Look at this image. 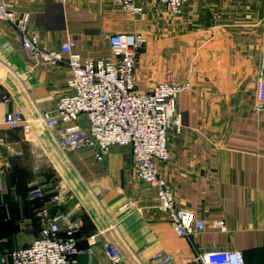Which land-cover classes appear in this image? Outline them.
Wrapping results in <instances>:
<instances>
[{"label": "crops", "instance_id": "crops-1", "mask_svg": "<svg viewBox=\"0 0 264 264\" xmlns=\"http://www.w3.org/2000/svg\"><path fill=\"white\" fill-rule=\"evenodd\" d=\"M5 1L30 14L29 33L43 49L59 50L73 39L75 51L89 59L111 57V34L198 33V61L191 66L190 56L186 60L185 80L193 88L177 100L183 130L170 137L161 174L177 206L205 229L177 235L155 188L137 179L130 148L112 147L103 162L87 150L62 154L40 117L70 93L68 64L33 66L19 31L0 21V47L10 44L0 53V264H12L10 253L32 244L57 212L80 227L79 248H92L78 264H113L108 245L119 250V264H153L157 253L172 256L170 264H203L200 255L219 250L241 251L246 264H264V107L258 98L264 0H193L176 19L155 4L131 17L110 0ZM164 53H140V91L167 78L169 63L154 61ZM19 109L26 123L14 129L6 117Z\"/></svg>", "mask_w": 264, "mask_h": 264}, {"label": "built area", "instance_id": "built-area-1", "mask_svg": "<svg viewBox=\"0 0 264 264\" xmlns=\"http://www.w3.org/2000/svg\"><path fill=\"white\" fill-rule=\"evenodd\" d=\"M120 3L131 17L145 11L147 4L163 5L174 17L183 13L193 0H110ZM0 21L12 24L21 35V46L33 66H58L67 62L71 71L67 86L70 91L60 98L56 108L41 114L47 129L55 134L57 145L66 153L92 151L96 161L103 162L112 147H130L137 179L155 188L160 208L166 212L180 237L203 232L205 223L194 213L177 206L172 186L161 174V166L170 160L169 141L183 130V117L177 110L179 96L191 90L189 80L174 75L156 85L150 92H141L136 84L137 56L147 44L141 33H118L108 37L111 57L89 59L75 51L76 41L69 39L59 50L47 51L36 36L29 33L31 17L17 12L5 0H0ZM10 47L5 43L0 53ZM67 56V58H65ZM259 72L264 76V49ZM264 107V81L258 93ZM9 102L7 98L3 99ZM87 125L82 123V117ZM6 122L11 128L26 123L22 110L9 113ZM42 196L40 190L34 192ZM217 227L226 231L223 223ZM80 227L65 213L48 216L46 225L29 246L10 253L12 264H78V256L91 252L79 248ZM97 241L98 237H93ZM107 251L113 264L122 256L114 245ZM203 264H246L241 251L219 250L200 255ZM153 264L173 263V257L157 253Z\"/></svg>", "mask_w": 264, "mask_h": 264}, {"label": "rangeland", "instance_id": "rangeland-1", "mask_svg": "<svg viewBox=\"0 0 264 264\" xmlns=\"http://www.w3.org/2000/svg\"><path fill=\"white\" fill-rule=\"evenodd\" d=\"M165 13H166L167 17L170 19H176V18L180 17V15H181L180 14V15L171 17V16H169V14H167L166 10H165ZM135 17H137V16H135ZM156 29H158V28H156ZM148 48L154 49V50H157L160 52L161 51L165 52L163 56L160 55L157 58H154V61L168 62L169 63L168 67L170 68V70L169 69L168 70L170 72L168 73L167 78L169 75L172 74V75H174V77L176 79L185 81V79L188 77V73H190V72L187 73V70L190 68H188V66H186V60H187L188 56H190V58H189L190 60H188V62L189 61L191 62V66H193L194 63L198 61V57H197V55H198V33H188L187 35H185L184 33L178 32L177 30L176 31H170L167 33H164V32L161 33L157 30L154 31V33H152L150 35V37L147 38V44L145 45V47H143L141 49V51L138 53L137 66H138L140 53L143 50L148 49ZM40 121H41V123L44 124L41 117H40ZM82 123L85 126H88L87 120L84 116L82 117ZM6 124H7V122H6ZM45 127H46V125H45ZM14 129H16V128H14ZM55 140H56V137H55ZM56 143H57V141H56ZM128 148H130V147H128ZM59 150L62 152V154L66 153L60 148H59Z\"/></svg>", "mask_w": 264, "mask_h": 264}]
</instances>
